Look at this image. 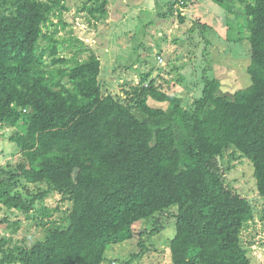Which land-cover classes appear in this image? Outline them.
Here are the masks:
<instances>
[{
  "label": "trees",
  "instance_id": "trees-1",
  "mask_svg": "<svg viewBox=\"0 0 264 264\" xmlns=\"http://www.w3.org/2000/svg\"><path fill=\"white\" fill-rule=\"evenodd\" d=\"M206 1L227 14L228 40L241 41L246 30L252 85L223 93L210 58L219 30L196 21L188 33L194 49L203 44L204 76L193 87H204L187 105L161 70L123 79L119 93L103 84L102 57L84 58L85 43L57 37L58 27H66V0H0V131L16 130L10 141L20 154L0 166L6 212L0 264H104L114 246L138 240L122 263L134 264L149 252L147 240L171 221V264H255L243 232L259 220L264 236V0ZM197 2L171 0L167 12L173 16ZM82 11L108 20L109 1L89 0ZM182 12L177 16L185 25ZM238 12L232 34L229 16ZM147 46L117 56L118 76L149 62V54L141 57L142 48L151 53ZM180 76L177 82H189ZM150 100L168 108H154ZM229 154L252 164L261 209L227 182L232 167L222 161ZM55 195L70 208L40 207L43 219L34 221L43 238L15 239L21 220L10 216H30ZM55 212L59 219H52ZM140 222L145 228L137 233Z\"/></svg>",
  "mask_w": 264,
  "mask_h": 264
},
{
  "label": "rangeland",
  "instance_id": "rangeland-1",
  "mask_svg": "<svg viewBox=\"0 0 264 264\" xmlns=\"http://www.w3.org/2000/svg\"><path fill=\"white\" fill-rule=\"evenodd\" d=\"M109 1V19L103 20L89 16L88 12L82 11L89 0H66L69 8L63 20L66 27H58L57 37L61 40L79 39L85 43V49L88 51L84 54L87 58L91 53L102 57L104 68L101 75V82L108 84L109 88L115 93L122 92L123 79L128 81L139 80L142 74L157 73L161 74L169 81L177 83L173 89L181 98L185 99L189 105L194 97L199 95L203 90V83L197 87L196 81L203 78L201 61L203 59L201 51L203 44L194 49L190 44V35L188 30L196 21H208L212 26L219 30L220 36L213 39L211 48V62L213 63V75L218 78L222 84V91L226 94H233L239 90L247 89L252 85V78L248 72L251 63V49L246 40V30L240 35L241 41L233 42L227 39L228 24L227 14L221 8L210 5L206 0H198L194 7L182 8L180 4L179 11H183L186 16L185 25H180L178 12L169 16L167 5L171 0H108ZM173 1V0H172ZM187 1V0H186ZM183 9V10H181ZM230 15L234 20V29L232 34L237 33L239 23L236 20L241 15ZM167 16L163 18L162 16ZM243 24V21H242ZM238 37V34H237ZM198 40H193L195 43ZM141 43H147V47L152 49L151 53L141 49V57L147 56L149 62L142 61L128 71L126 78L118 76L122 70L119 68V62L122 63L121 53L128 48L131 54L132 49L138 48ZM120 48V49H119ZM121 48L123 49L121 51ZM116 49V50H115ZM115 50L113 56H106L107 52ZM114 51V52H115ZM119 51H121L119 53ZM162 58V62L159 61ZM118 59V60H117ZM124 61V60H123ZM124 63H127L124 61ZM125 72V71H123ZM127 72V71H126ZM198 74V76H197ZM180 75L185 76L189 82H177L182 79ZM211 76V75H210ZM183 78V80H184ZM134 83V82H133ZM197 87V88H196ZM201 94V93H200ZM149 104L154 108L167 109V103H158L150 100ZM15 129L4 128L0 131V166H5L9 162L16 163L20 154L10 137L15 133ZM232 154V153H231ZM226 155L222 166L226 168L225 163H229L232 169L226 172L227 182L239 190L245 197L255 201L256 206L261 209L262 204L256 191V181L253 177L252 164L235 154V157ZM49 207L51 209L61 208L65 211L70 208L69 204L63 203L59 195L46 199L30 216L19 215L10 216L12 222L15 219L21 220L20 228L14 235L15 239H27L28 243L33 244L43 238L44 231L37 227L34 219H43L40 207ZM52 219H59L61 214L55 212ZM6 216L3 208L0 209V219ZM17 217V218H16ZM47 220V219H45ZM255 225V224H254ZM145 228L144 222H140L136 232L140 233ZM12 228H9L6 236L11 235ZM262 225L258 220L256 226L250 228V232H243L244 244L250 249L255 264H264V239ZM4 228H0V239L5 234ZM176 234V223H168L166 230L149 238L146 242L149 245V252L145 253L140 261L134 264H171L170 244ZM146 241V240H145ZM138 240L132 243L114 246L107 253V262L104 264L116 263L122 264L129 259L131 253L136 250ZM119 260V261H118ZM113 263V264H114Z\"/></svg>",
  "mask_w": 264,
  "mask_h": 264
}]
</instances>
